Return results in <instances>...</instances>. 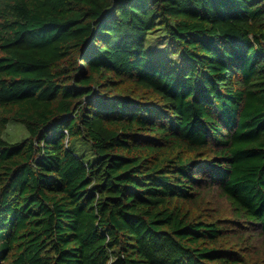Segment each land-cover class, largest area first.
Masks as SVG:
<instances>
[{
    "label": "trees",
    "instance_id": "1",
    "mask_svg": "<svg viewBox=\"0 0 264 264\" xmlns=\"http://www.w3.org/2000/svg\"><path fill=\"white\" fill-rule=\"evenodd\" d=\"M258 239L264 0H0V264H261Z\"/></svg>",
    "mask_w": 264,
    "mask_h": 264
},
{
    "label": "rangeland",
    "instance_id": "2",
    "mask_svg": "<svg viewBox=\"0 0 264 264\" xmlns=\"http://www.w3.org/2000/svg\"><path fill=\"white\" fill-rule=\"evenodd\" d=\"M163 37V32L153 34L151 36V48L148 51L154 54L158 60L178 62V56L172 53V50L168 47L167 40H164ZM27 137L28 132L25 126L18 122H10L3 133V138L10 143L21 142ZM206 202L207 207L217 209L222 218L231 217V206L228 200L220 195L217 190L206 193ZM252 246L255 248H250V252L252 253L254 259L258 258L261 264H264V240L258 239L252 243Z\"/></svg>",
    "mask_w": 264,
    "mask_h": 264
}]
</instances>
